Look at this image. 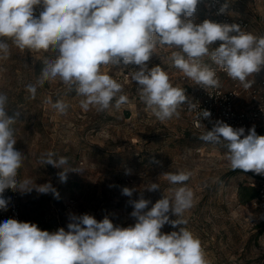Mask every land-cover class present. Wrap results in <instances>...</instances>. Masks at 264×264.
Returning a JSON list of instances; mask_svg holds the SVG:
<instances>
[{
    "label": "clouds",
    "instance_id": "1",
    "mask_svg": "<svg viewBox=\"0 0 264 264\" xmlns=\"http://www.w3.org/2000/svg\"><path fill=\"white\" fill-rule=\"evenodd\" d=\"M200 0H0V60L10 57L7 40L21 52H54L55 58L45 62L35 84L26 85L30 98L46 81L59 78L69 91L81 97L84 112L105 111L113 106L119 110L129 103L124 86L106 71L109 65H135L128 72L137 85L140 100L160 121L179 118L178 109L185 103V89L173 86L169 74L159 65L149 67L158 46L174 49L171 60L185 77L207 88L220 86L216 71L203 63L204 57L217 65L244 89L251 88L250 76L264 68V36L244 31L239 24L204 20L194 22ZM42 11L37 18L34 10ZM228 3L221 5L225 13ZM229 15L233 13L228 12ZM220 41L219 47L212 45ZM8 97L0 93V210L7 211L11 198L5 199L6 189L21 193H59L51 182L37 185L31 179L18 180L24 154L14 145L17 140L10 125L15 119L7 115ZM58 114H67L68 103L43 101ZM190 111L198 105L189 102ZM202 110L199 117L209 118ZM200 127V123H197ZM211 144H223L226 158L233 170L264 176V136L257 135L255 126L245 135L243 127L233 128L217 120L211 130L199 137ZM62 169L57 175L66 182L68 157H56L53 151L42 153L40 161ZM125 174H130L127 170ZM191 172H166L161 176L173 185L170 190L145 211L150 200H131L134 226L114 225L108 216L98 221L90 214H70L67 231L40 230L35 223L9 218L0 222V264H210L201 241L185 227V213L195 205V193L185 182ZM160 189L158 183L145 188ZM134 189L124 187L122 194L133 195ZM169 213L176 219H170ZM170 224L179 231L164 234L161 229Z\"/></svg>",
    "mask_w": 264,
    "mask_h": 264
},
{
    "label": "rangeland",
    "instance_id": "2",
    "mask_svg": "<svg viewBox=\"0 0 264 264\" xmlns=\"http://www.w3.org/2000/svg\"><path fill=\"white\" fill-rule=\"evenodd\" d=\"M237 14L247 18L257 37L264 36V0H228ZM42 7L37 6L38 18ZM207 15L205 5L199 3L194 22ZM7 40L10 57L0 60V93L8 97L7 115L15 119L10 125L17 140L16 149L24 154L19 169L20 180L31 179L37 185L51 182L59 193L39 194L20 192L22 222L35 223L40 230L67 231L70 214H90L98 221L108 216L114 225L134 226L130 214L131 200L141 195L151 203L150 208L170 190L181 185L166 181L163 173L191 172L185 184L195 193V205L185 217V227L202 244L210 264H264V226L250 202L239 197L242 186H251L264 180L253 172L233 170L226 158L223 144L201 141L202 134L189 124L187 111L191 98L187 86L180 80V70L170 57H160L149 67L159 65L170 76L173 86L185 89L187 100L178 109L180 117L160 122L140 100L137 85L127 75L130 65H109L102 68L122 83L129 103L119 110L113 106L98 112H84L75 91L57 78L37 88L31 99L26 85L35 84L45 62L55 58L54 52H21ZM62 99L68 103L67 114L61 115L43 101ZM248 130H245L247 135ZM53 151L56 157H68L65 168H79L80 173L69 172L66 182L57 173L62 169L43 165L42 153ZM130 170V174H125ZM158 183L160 189L149 192L145 188ZM134 189L131 197L122 189ZM256 188V187H255ZM257 190V189H256ZM170 219H176L169 213ZM164 225V234L179 231Z\"/></svg>",
    "mask_w": 264,
    "mask_h": 264
},
{
    "label": "built area",
    "instance_id": "3",
    "mask_svg": "<svg viewBox=\"0 0 264 264\" xmlns=\"http://www.w3.org/2000/svg\"><path fill=\"white\" fill-rule=\"evenodd\" d=\"M200 3L207 8V15L204 18L197 20L195 23L200 24L204 20H210L217 23L239 24L240 27L253 35L254 30L251 22L242 15L236 13L234 4L228 0H200ZM228 3L229 8L225 13H220L221 5ZM228 12L233 13L229 15ZM220 41L215 42L212 47H219ZM174 49H169L166 46H158L157 53L153 54L149 63L154 62L160 57H171V52ZM203 63L216 71L220 82L218 88L204 89L196 85L194 81L188 79L180 72V80L187 86L190 102L197 104L196 110L190 111L187 106L189 115V124L197 133H203L205 130H211L215 121L220 120L233 128L243 127L245 130L255 126V130L264 126V68L259 73L250 76L249 80H254L251 88L244 89L238 80H233L227 73L215 65L209 57L203 58ZM128 72L135 65H130ZM128 75V74H127ZM208 110L211 113L209 118L199 117V112ZM200 127H197V123ZM16 148V144L14 145ZM17 179L20 180L18 170ZM257 196L250 201L251 208L257 212L259 224L264 223V180L256 186ZM5 199L11 198L7 211L0 210V222L9 218L16 219L22 222V214L20 210V192L6 189L2 194Z\"/></svg>",
    "mask_w": 264,
    "mask_h": 264
},
{
    "label": "trees",
    "instance_id": "4",
    "mask_svg": "<svg viewBox=\"0 0 264 264\" xmlns=\"http://www.w3.org/2000/svg\"><path fill=\"white\" fill-rule=\"evenodd\" d=\"M257 135L264 136V126L256 129ZM257 196V190L254 186H242L239 190V197L243 203L252 201ZM260 225L264 226V223Z\"/></svg>",
    "mask_w": 264,
    "mask_h": 264
}]
</instances>
